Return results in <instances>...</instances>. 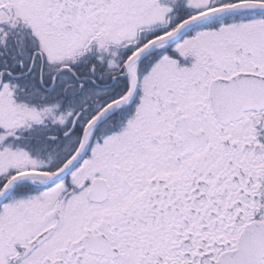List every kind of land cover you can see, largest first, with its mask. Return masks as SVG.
<instances>
[{
    "label": "snow or ice",
    "instance_id": "snow-or-ice-1",
    "mask_svg": "<svg viewBox=\"0 0 264 264\" xmlns=\"http://www.w3.org/2000/svg\"><path fill=\"white\" fill-rule=\"evenodd\" d=\"M0 264H264V0H0Z\"/></svg>",
    "mask_w": 264,
    "mask_h": 264
}]
</instances>
